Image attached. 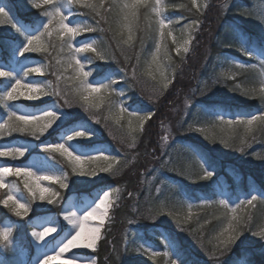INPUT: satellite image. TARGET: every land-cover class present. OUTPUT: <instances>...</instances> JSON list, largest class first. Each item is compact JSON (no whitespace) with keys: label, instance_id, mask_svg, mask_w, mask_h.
I'll return each instance as SVG.
<instances>
[{"label":"trees","instance_id":"1","mask_svg":"<svg viewBox=\"0 0 264 264\" xmlns=\"http://www.w3.org/2000/svg\"><path fill=\"white\" fill-rule=\"evenodd\" d=\"M15 1L0 0V4H2L6 11L12 8L17 11ZM100 2L101 0H97L93 3ZM111 3L112 0H104L105 11L102 12V15L105 19L103 20L101 16L96 15L95 12L83 5L71 6V10L75 11L74 20L76 22L87 23L95 28L94 31L85 32L81 37L82 40L95 39L98 50L103 49L108 53L105 56V61L98 59L95 53H86V55L79 58L81 62H86L84 63L85 68L94 69L96 77L101 76L104 78L112 74V76L109 75V78L116 81L112 87L117 92L123 91L124 97L128 98L127 104L130 107H139L140 110L150 109V111L154 112V115L144 124V130L139 131L137 147L132 149L137 155L136 160L132 162V165L130 164L132 166L130 170L135 178L133 177V179L128 180L126 177L128 173L125 172L119 179V181L125 182L126 190L121 199V203L114 208L112 219H110V227L107 230L105 228L103 236L98 243L97 251H95L97 264H123L126 257L137 254L139 246L149 240L156 247L157 251L161 253L157 257L160 262L159 264H164V261H166L164 253L166 248L165 242L167 240L173 241L174 246L179 251V254L176 255L177 257L173 258L177 264H264V238L253 234L255 231L258 232V230L264 228V164L254 162L249 167L248 165H243L241 162V164H236V166H229L231 161L224 156L226 153L222 154L223 152L217 150L215 145L213 147L217 151L214 150L203 139L199 140L191 135L187 136V133H183L182 126L179 127L180 130L178 132L186 135V137L182 136L183 138L175 139L173 144H176L178 148L187 152L197 168L200 167L197 164L196 154H200L206 160L204 167L206 166L209 170L214 171V175L208 183L203 182L198 185L188 184L186 180L177 179L179 177L176 178V176L174 178L175 183H177L175 199L177 202H183V206H178V208L184 209L188 202H196L200 206V211L188 219L189 225L186 228H184L185 225L180 224L177 227L175 226L176 224L174 226L167 225L165 228H168L169 232L166 237L157 228L152 230L143 228L138 233L133 231L131 227V221L133 219L131 220L130 218L134 216V204H138L139 207H147L148 205L143 202H148V199L150 200L153 197L154 179L148 187L146 183V179L151 173L147 172V164L153 158V150H151L147 136L158 128L156 121L159 118L164 120L165 115L169 112L168 105L170 101L168 97L171 95L166 91L167 93L157 100L161 103L159 105L153 104L154 108L152 110L151 106L148 107L142 102H139V97L134 90L129 76L127 79L125 78L124 70L127 69L126 66L136 63L135 56L137 53L141 56L140 65L142 67H145L148 58L154 53V37L158 39V32L155 30V18H151V26L146 30L144 17L150 13V8L140 7V28L139 30H133L131 44L125 45L122 41L128 36L127 30L122 29L120 25L112 22L115 16L114 12L106 11L110 8ZM163 3L165 5V16L173 21L169 29L175 34H179L182 31L183 25L187 21L195 20L201 25L200 30L195 34L196 37L191 41L189 54L177 55L173 47V42L168 37L166 38L172 63L178 65L174 75L171 73L172 80L169 87L178 86L182 72L181 69L183 67L184 69L189 68L188 70L191 73L195 71V73L200 75V77L195 75V79L201 78L198 79L201 81L202 78H207L212 82L213 76L220 70V64L237 71L234 79L231 76L224 78L228 83L234 86L240 85L243 90L251 87H259L256 72L253 70H242L236 67L239 63H243L246 66L256 64L257 71L259 70V59L249 57L241 52L239 43L237 42L238 34L245 35L246 38H250V41L257 45L264 40L263 32L253 22L243 20V13L250 9L252 0H207V7L203 6L201 9L192 6L190 0H163ZM42 10L44 9H33L26 12L17 11L16 14L27 23H31L35 21L34 19L38 18ZM121 31H123L122 37L119 34ZM9 42L13 43L14 40L10 39ZM57 42L55 39H52L54 51L50 54V57L52 60L53 74H48L46 77L55 80L54 76H62L64 79L61 82H64L66 90L68 92L71 90L74 93L78 82L69 79L75 75L74 71L71 68H67V70L61 69L59 74L55 72L57 70V60H63L68 55L67 49L63 52L57 51V46L59 48V43ZM10 54V51L6 47L0 45V58L9 67L12 64V56ZM126 56L131 58L130 61L125 60ZM40 57L42 58V55ZM192 57L201 60L200 64H204L205 62V66L200 69L198 63L189 64V60H192ZM45 60L48 61V59ZM138 67L141 69L139 65ZM1 84H3L2 79H0ZM123 95H113L112 98L115 101H120ZM22 102L27 105H36L25 100ZM63 104V99H61L60 105L64 106ZM262 109H264V104L261 103L258 95H245L242 98H234L229 95L220 94L214 96V98L193 102L186 117H188L187 119L198 121L199 124L209 125L217 121L216 116L213 114L214 112H221L228 119L232 117L250 116L253 113L259 114ZM70 119L74 123L78 121L86 124L85 126L94 127L95 125L87 116H71ZM241 129L242 127H239L238 131ZM56 134H49L45 137V140L50 139L52 142H57ZM254 136L256 137L255 140L252 139ZM27 137L31 138L30 136ZM248 140L250 142V146L248 147L249 151L259 146L264 149V136L261 135L259 126H255L252 132L249 133ZM88 145H92V143H88ZM245 153L247 152H244L241 158L244 162L250 159L245 157ZM58 159L64 163L61 157H58ZM238 176L241 178L239 183L236 182ZM138 186L141 187V190H139ZM61 190L64 193L66 192L63 189ZM252 195H255L257 199L252 202V205L247 204L244 209H241L245 204H241L240 201L250 199ZM135 196H138L139 199H135ZM221 199L229 202V209H225L219 205L218 201ZM152 202L156 206L158 200L153 197ZM234 206L240 208L237 216L243 215L251 219L247 226L242 229V234H239L235 243L229 250L225 251V254L222 256L225 258L216 261L218 256L216 258L214 256V258H210L213 252H209L206 255V253L192 248L193 242L184 237L181 230L186 229L192 237H210L213 241L219 229L228 223V219L232 215L230 214V208ZM146 209L149 210L150 208L147 207ZM5 218L6 216L0 210V220L4 222ZM142 223H145V221ZM200 223L202 224L200 225ZM192 231L193 233H191ZM8 252L9 256H15V263L18 264V252L15 250H9Z\"/></svg>","mask_w":264,"mask_h":264},{"label":"snow or ice","instance_id":"2","mask_svg":"<svg viewBox=\"0 0 264 264\" xmlns=\"http://www.w3.org/2000/svg\"><path fill=\"white\" fill-rule=\"evenodd\" d=\"M30 2L33 8L44 9L40 16L46 18V20L38 19L37 21L31 22V25L13 21L5 8L0 6V24L7 21L17 33L23 36L21 46L16 50L19 56H25L27 53L48 52L51 41L48 40L46 42V40L47 38L55 36L56 40L59 42L60 52H63L65 49L68 50V55L65 59L57 60V71L59 72L61 69L67 70V68H71L75 75L69 79L78 82V85L74 93H69L65 89H61L59 87V82L64 78L60 75L56 76V84L51 80L24 82V78L31 73L42 74V67H27L22 74H17L13 71L6 70L5 66L0 64V78H4V80L7 81L3 86V90L0 91V106H3L6 110V119L0 122V137L11 136L13 133H21L39 139L41 136L49 133L50 129L53 134L63 131V135L61 136L63 142H42L44 151L51 154L53 160H56V154H58L59 157L63 158L66 168H70L73 174L80 177H96L100 173H108L112 176L120 175L123 169L128 168L129 165L135 161L136 156H132L130 159L126 158L121 162L118 156L111 154L106 155V150L102 148L94 149V151L98 153L95 155L83 150L77 152L76 148L82 147L78 138H88L94 133L91 129L85 128L84 125L75 127L70 126L74 123V121L70 119L71 114L62 112L60 105V100L63 99L64 105L71 107L72 102L65 97L67 95H73L75 100L82 102L86 111L92 113L96 122L100 123L99 118L96 116V111L104 106L105 101H107L109 97L113 95H123L122 90L117 92L115 88L112 87L116 81L109 77H106V79H108L107 83L103 82V80L88 81L91 71H85V64L78 58L79 54L95 53L96 57L101 60L105 59V56L108 55L105 50H98L96 40L89 39L83 41L79 47H73L72 43L80 34L94 31L95 28L87 23L72 22L69 19L72 15L71 6L83 5L95 12L96 15L101 16L103 20L105 19L102 15V12L105 11L104 0H101L100 3H90L88 0H30ZM190 3L198 9L197 0H190ZM142 6L150 8V13L144 17L146 30L151 26V18L154 17L155 30L158 32V39L154 37L155 52L151 54V61L146 70L147 76L157 85H160V87H153L152 89L153 95L157 96L161 88L167 89L171 83L172 76L169 75V69H171V73L174 75L178 67V65L172 63L170 52L166 44V37L172 35L171 31L166 33V29H169L173 21L163 14L165 11L163 0H112L110 8L106 11L114 12L115 16L112 22L128 31L127 38L123 39L122 42L125 45H130L133 40V30H139L140 28L139 8ZM205 7H207V5H205ZM65 9H68L67 14ZM192 23L195 25L198 21L194 20ZM40 28L43 30L40 31ZM119 34L122 37L123 31ZM191 39L189 35V38L184 40L183 47L177 46L175 48L177 55H179L182 50L185 53L189 51L187 45L191 43ZM237 42L239 43L241 52L249 57H256L259 59L258 71L256 64L246 66L243 63H239L236 65V67L242 70H253L258 77L259 87L246 88L243 90L242 94L246 96L258 95L261 103L264 104V40L257 45L251 42L250 38H246L245 35L238 34ZM173 43H176L175 38H173ZM130 59V57H125L126 61H130ZM135 59L136 65H139L141 60L139 53L136 54ZM162 60L165 62L164 64L160 63ZM152 64L158 65L160 75L159 81L152 73ZM124 75L127 79V69L124 70ZM221 75L226 78L228 76L227 73H221ZM232 78L234 79L235 77L233 76ZM131 79L138 80L136 66L132 67ZM161 82L163 83L161 84ZM235 87L240 88V85H235ZM49 96L55 97V101L51 104L45 101L43 105H32L33 108L37 109L36 111H24L16 108L15 103H11L21 101V99L26 101H40L42 97ZM108 103L109 115L107 119L114 120L115 124L122 128L123 126L120 122L124 118V113H127L129 117L138 121L139 131L144 130V124L154 115L152 111H147L143 115L138 109L130 111L123 101H109ZM113 109H118L117 115H113ZM213 114L216 116L221 126V133L225 131V127L223 126H227L229 134L221 141L226 147H230L234 144L239 145L238 150L245 152L246 148L250 146L248 135L255 126H259V131L261 135L264 136V109L260 110L259 114L253 113L250 116L232 117L228 119H226L221 112H214ZM189 127L191 128V125ZM239 127H243V134L238 132L237 129ZM196 131L203 132L205 129L198 128ZM135 132H137V129L131 126L130 120L127 131L121 138V143L127 142V147L129 149H135L137 147V138L134 135ZM252 139L255 140L256 137L254 136ZM163 140L167 142L168 136H164ZM70 141H76L77 143L69 144ZM40 146L41 145H38L37 147ZM27 152L28 148L24 145L15 146L10 144L0 146V157L11 158L12 160L24 157ZM196 155L197 164L201 169L199 178L202 180L210 179L214 175V171L204 167L206 160L202 155ZM92 165H94V167H89ZM52 167L55 168L56 165ZM66 168H58L56 171H45L43 174H38L28 165L13 167L4 164L0 166V190L5 192V195L0 196V204L11 211L15 216L25 217L31 211V205L36 200L47 201L49 205L57 203L60 192L50 187H44L41 182L50 181L57 184L60 189H68L69 172ZM9 176L22 177L23 190L20 188L19 183H7L6 180ZM25 191L27 196L23 199L18 198L16 194L20 193V195L23 196ZM113 192L119 194L120 188H112L103 191L102 195H99L92 205L84 207L82 211L77 207V201L69 200L67 202V207L62 209L63 221L53 217L50 219L38 218L29 222L33 226L31 237L36 241L44 242L46 236L56 233L57 227L54 226L56 224L60 225V233L58 236L67 231V235L56 244L55 254H46L43 257L42 264H54L55 261L61 260L65 253L70 252L72 249L91 250L90 252L83 253V255L87 257L84 264H97L96 257L92 253H95L97 245L101 240V231L104 227L105 220L108 218V206L111 203L109 198ZM116 199H119V195H117ZM256 199L257 197L252 195L250 199L240 201V203L252 205V202ZM79 203L82 204L83 201ZM218 203L225 209H229V202L227 200L221 199ZM166 206H168L166 201H160L158 207L149 209V213L160 215L163 213V209ZM172 206L182 207L183 202H176V204ZM188 207L190 209L192 207L191 204H189ZM230 211L232 215L228 219L227 226L223 228L216 237L218 243L215 245V249L220 254L230 249L236 239H238L239 234H242V229L247 226L251 219L243 215L237 216V207H231ZM169 215H172V213L169 212ZM97 219L99 220V225H93L91 222ZM41 224L43 225L41 230H36V226ZM12 232V226H0V247L7 248L13 243ZM253 234L264 238V228H261L258 232H254ZM57 239L58 237L54 236L52 240L47 243H52ZM173 243V241H169V245ZM159 255H161L160 252L151 251L153 259ZM164 255L169 257V264H176V261L171 259L170 252H165ZM37 264H40V261H38ZM61 264H80V258L74 254L71 258L62 260Z\"/></svg>","mask_w":264,"mask_h":264},{"label":"rangeland","instance_id":"3","mask_svg":"<svg viewBox=\"0 0 264 264\" xmlns=\"http://www.w3.org/2000/svg\"><path fill=\"white\" fill-rule=\"evenodd\" d=\"M97 0H88V2H95ZM16 9L18 12H26L29 10H33L36 8H33L31 6L30 0H16ZM207 4V0H197L198 8H202L203 6ZM2 6V4H0ZM9 6V5H8ZM3 7V6H2ZM72 9V8H71ZM43 11V10H42ZM72 11V15L69 17V19L72 22H76L74 20L75 11ZM9 13V16L12 18L13 21H19L23 24L31 25L30 23H26L25 21H22L21 19L17 18L15 9H9L7 11ZM65 12L67 14L68 9H65ZM41 14V13H40ZM38 15V18L34 19L37 21L38 19H45ZM164 15L165 12L163 13ZM167 17V16H166ZM243 20L251 21L253 24L258 27L259 30H261L264 34V0H252V4L250 6V9L243 13ZM193 21H187L182 28V31L179 34H175L170 29H166V33L168 31H171L172 35L167 36L171 41L173 42V38H175L176 43L174 44V49L177 46L183 47L184 40L189 38V35L191 36V41L196 37L195 34L200 30L201 25L199 23L193 25ZM19 26V25H18ZM43 29L40 28V31ZM128 32V31H127ZM85 33V32H84ZM76 37V39L72 42L73 47H79L81 46L82 35ZM166 37V38H167ZM10 39H13L14 42H9ZM52 39L56 40V37L53 36L51 38H47L46 42L48 40L51 41V45L49 46L48 52L46 53H27L25 56H19L18 52L16 51L23 41V36L20 35L15 31L14 28H12L11 24L5 21V23L0 24V45H3L10 51V55L12 56V64L11 67L5 66L0 58V64H3L6 68V70L13 71L17 74H22L23 71L26 70L27 67H42L43 72L41 73H31L29 76L24 78V82H32V81H53L54 84L57 83L56 76H54V79H49L46 76L48 74H53L52 72V60H51V53H53V44ZM9 40V41H8ZM57 41V40H56ZM59 43V42H57ZM190 44H188L189 51L187 53L181 51L180 54L186 55L190 53ZM57 51H60L57 46ZM155 52V51H154ZM176 52V51H175ZM42 55V58L40 57ZM86 55V53H80L79 57ZM78 57V58H79ZM45 59H48L45 60ZM103 61H105L103 59ZM151 61V57L148 58L145 67H142L140 64H130L126 66L128 71V76L130 78V81L132 82V85L134 87L135 92L137 93V96L139 97V102H142L146 106L150 107L151 110L154 108L153 104L159 105L161 102L157 101L161 96H163L165 93L169 92L171 96L168 97L169 99V112L165 115L166 117L163 119H158L156 122L158 123V128L152 133H149L147 138L150 142V147L153 158L150 159V162L147 164V172H151L149 177L146 179L147 187L148 185H151L152 180L154 179V190H153V197H155L158 200V203L156 206H154L152 203L153 197L148 199V202H143L148 205L150 209L158 207L160 201H166L168 206H166L163 209V213L160 215H154L150 214L149 210L146 209L147 207H139L138 204H134V216H131V222H132V229L136 233L140 231V229L145 228L146 230H152V229H159L162 231L164 236L166 237L169 229L165 228L167 225L175 226L177 225H189L188 219L192 217L195 213L200 211V206L196 204V202H188L186 207L184 209H179L178 206L173 207V204H176V193L175 190L177 188V183H175V176L177 179H184L186 180V183L188 184H200L203 182H207L212 179V177L208 180H202L199 178L201 174V169L197 168L195 164L193 163V160L191 156L184 152L183 149L178 148L176 144H173L175 139L177 138H183L182 136H185L181 132H178L180 130V126H182L183 133H187L188 135H191L192 137H196L197 139H203L207 145H209L211 148L216 150V148L213 147L215 145L217 147V150H220L223 152L224 156L227 157L231 162L229 166L236 164L248 165L250 167V164H254V162H260L262 165L264 164V149L262 147L252 148L253 150L249 151L248 147L246 149L244 155L245 157H248L249 160L246 162L243 161L242 155L244 152H241L238 150L239 145H232L230 147H226L221 141L229 134L227 130V126L225 127V131L223 133L220 132V125L218 120L212 124L209 125H203L199 124L198 121L187 119L188 117V111L190 109V106L193 102H198L200 100H205L209 98H214V96H218L220 94L229 95L234 98H242L245 96L243 93V88L240 86V88H236L233 84H230L227 82L225 76H222L221 73H227L228 76L233 77L236 75L237 71L235 69L227 68L225 65L220 64V70L216 73L215 76H213V81L210 82V80L203 79L200 81L198 79L201 78H194L195 75L197 77H200L199 74L195 73V71L188 70L189 68L183 67L181 69L180 74V80L178 82L177 87H168L167 89H162L159 93V95L154 96L152 93L153 87H160V85H157L150 77L147 76L146 70L149 66V63ZM190 63H198V67L201 69L204 64H200L201 60L195 59L192 57V60H189ZM86 63V62H82ZM161 64H164L165 62L162 60L160 62ZM87 65V64H86ZM136 66V72H137V78L138 80L131 79V70L132 67ZM185 66V65H184ZM152 73L157 77V80H160L159 75V68L158 65L152 64ZM85 71H91V75L88 77L89 82L93 81H100L103 80V82L107 83L108 79L106 77L112 76V74H109L108 76L102 78L101 76L96 77V72L92 68H85ZM56 74H59L57 70H55ZM143 73V75H142ZM191 73V75H190ZM194 74V75H193ZM169 75H171V70L169 69ZM3 80V84L0 85V91L3 90L4 84L7 82L4 80V78H0ZM172 80V79H171ZM200 81V82H199ZM70 83V82H69ZM163 82H161L162 84ZM64 82H59V87L61 89H65ZM170 86V84H169ZM67 91V90H66ZM167 91V92H166ZM69 92L73 93L71 90ZM168 96V94H167ZM113 96L109 97L107 101H105L104 106L100 108L98 111H96V116L99 118L100 123H97L96 120L93 118V115L91 112L86 111L85 107L83 106L82 102H78L74 99L73 95H67L65 98L69 99L71 103V107L64 105H61V111L70 113L71 116L74 117H83L87 116L95 125L94 127L91 126H85L86 124H83L81 122H75L71 124L70 126L75 127L79 125H84L85 128L91 129L94 133L91 137L88 138H78L79 143L82 147H77V152L80 151H87L91 154H98L94 151V149L102 148L105 149V154H111L118 156L123 162L126 158L130 159L132 156H137L132 149H129L127 147V142L121 143V138L125 135V132L128 128V123L131 120V126L133 128L137 129V132L134 133V135L137 138V144L139 141V124L138 121H136L134 118H131L127 115V113H124V118L121 120V126H118L115 124L114 120L107 119L109 113H108V107H109V101H115ZM55 97H42L40 101H27L30 103H35L36 105H43L44 102H48L49 104L53 103L55 101ZM127 97L121 98L120 101H123L125 106L131 111V110H140L139 107H130L127 104ZM21 101L17 102H11L15 103L16 108H19L24 111H36V108H33L32 105H27ZM26 101V100H25ZM118 101V100H117ZM64 103V100H63ZM135 106V105H133ZM149 110H140L141 114H145ZM118 114V109H113V115ZM4 119H6V110L3 108V106H0V122H2ZM59 123V122H58ZM191 125V128L189 127ZM55 127V125H54ZM198 128H204L205 131L199 132L196 131ZM238 130V129H237ZM243 127L238 132L240 134H243ZM52 133V130H49V133H46L44 136H41L39 139L36 137L28 138L26 135L21 133H13L11 136H3L0 137V146H6V145H15L20 146L24 145L28 148V152L25 154L24 157L17 158L16 160H12L11 158L6 157H0V166L7 164L9 166H23L28 165L33 168L34 171H36L38 174H43L45 171H56L58 168H66L65 163L60 162V159H58L59 155L56 154V160L52 159V155L45 152L42 146V142H52L50 139H46L45 137ZM57 142H63L61 140V136L63 135V131L60 133H57ZM164 136H168L167 142L163 140ZM202 141V142H204ZM204 142V143H205ZM209 144H208V143ZM76 141H70L69 144H76ZM88 143H92V145H88ZM212 144V145H211ZM38 145H41L40 147H37ZM250 145V142H249ZM140 146V144H139ZM154 146V147H153ZM153 147V148H152ZM234 147V148H231ZM216 150V151H217ZM218 151L220 155H222ZM60 158V157H59ZM244 158V156H243ZM63 160V158H61ZM241 159V160H240ZM136 160V159H135ZM59 162V163H58ZM238 162V163H237ZM240 162V163H239ZM56 165L55 168L52 166ZM132 165V164H131ZM129 165L128 168H125L122 170L121 174L118 176H112L108 173H100L96 177H80L75 174H73L70 170V168H66V170L69 172V188L63 189L66 191L65 193L59 188V186L53 182L50 181H42V185L44 187H50L56 191L60 192V197L57 199V203L55 204H47V201H40L36 200L31 205V211L28 213L25 217H17L15 216L11 211H9L7 208H5L2 204H0V210L4 213L6 216L4 222L0 221V226H12L13 232H12V238L13 243L7 247H0V264H16V258L15 256H9V250H15L18 252V264H37L38 261H40V264H42L43 257L46 254H55V247L56 244L59 242L60 239H63L65 235H67V231H65L62 235L58 234L60 233V225L56 224L54 226L57 227V232L52 233L49 236L45 237V241H36L33 237H31V232L33 231V226L29 223L30 221L36 220L38 218H44V219H50V218H57L60 221H63V211L62 209L67 207V202L69 200L77 201V207L82 211L84 207L90 206L93 204V202L98 198L99 195H102V192L105 190H110L112 188H120L119 194L113 192V194L110 196V204L108 206V218L104 222V227L101 231V238L103 236V231L110 227L111 220L114 208L121 203V199L124 196L126 185L125 182L119 181L121 178V175L125 172L128 173L127 179L131 180L135 176L132 175V171L130 168L132 166ZM94 167V165L89 166ZM206 167V166H205ZM236 182H240L241 178L238 176ZM119 181V183H118ZM7 183H19L20 188L23 190V178L22 177H16V176H9L6 180ZM128 183V181H126ZM171 183V184H170ZM139 187V186H138ZM139 190H141V187H139ZM159 190V191H157ZM226 192V191H225ZM224 192V193H225ZM5 195V192L0 190V196ZM18 198L23 199L27 196L26 191L23 193V196L20 195V193L16 194ZM117 195H119V199H116ZM226 195V193H225ZM140 196V195H138ZM138 196H135V199H139ZM80 201H83V203H79ZM191 204V208L189 209L188 205ZM247 204L243 206L246 207ZM237 207V213L239 214V207ZM39 209V211H38ZM46 209V210H45ZM75 210V209H74ZM169 212L172 213V215H169ZM232 214V213H230ZM145 221V223L142 222ZM66 223V222H64ZM93 225H99V220H94L91 222ZM202 223H200L201 225ZM41 225L36 226V230H41ZM227 224L224 227H221L219 229V232L215 235L214 240L210 237L203 238V237H192L191 234H189L186 229H182L184 237L187 239H190L193 242V247L197 251H201L202 253H206V255L209 252H213L211 257H217L216 261L219 259H223L225 257H222L223 254H220L216 251L215 245L218 243L216 237L219 235L220 231L225 228ZM200 227V226H199ZM196 227V228H199ZM70 228V226H69ZM192 230H194L192 228ZM142 231V230H141ZM259 231V230H258ZM256 232V231H255ZM193 233V231L191 232ZM57 236L58 239L56 241H53L52 243H47L48 241L52 240V237ZM167 240V239H166ZM166 248L165 252L171 253V259L174 260V257H177L176 255L179 254V251L177 247L174 246V243L169 245V240L166 242ZM157 251L156 247L152 244V242L145 241L143 242L138 249L137 254L131 257H126L123 261V264H159L157 257L155 259L151 256V251ZM91 250L87 249H72L70 252L65 253L64 257L61 258V260L55 261L54 264H61L62 260H67L71 258L74 254L79 256L80 258V264H84L85 260L87 259L86 256L83 255L85 252H90ZM97 251V249H96ZM96 253V252H95ZM92 253L95 257L96 254ZM180 257V256H179ZM213 257V258H214ZM220 257V258H219ZM9 259V260H8ZM97 260V258H96ZM164 264H169V257L166 256V261H164ZM177 264V263H176Z\"/></svg>","mask_w":264,"mask_h":264}]
</instances>
